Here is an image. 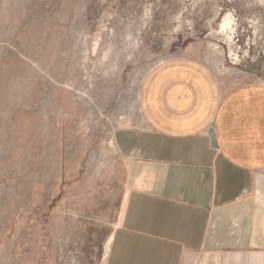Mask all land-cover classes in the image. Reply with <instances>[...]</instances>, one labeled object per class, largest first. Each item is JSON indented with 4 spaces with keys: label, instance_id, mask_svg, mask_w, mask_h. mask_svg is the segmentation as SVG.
<instances>
[{
    "label": "rangeland",
    "instance_id": "obj_1",
    "mask_svg": "<svg viewBox=\"0 0 264 264\" xmlns=\"http://www.w3.org/2000/svg\"><path fill=\"white\" fill-rule=\"evenodd\" d=\"M158 78L264 90V0H0V264H108Z\"/></svg>",
    "mask_w": 264,
    "mask_h": 264
},
{
    "label": "crops",
    "instance_id": "obj_2",
    "mask_svg": "<svg viewBox=\"0 0 264 264\" xmlns=\"http://www.w3.org/2000/svg\"><path fill=\"white\" fill-rule=\"evenodd\" d=\"M156 81L141 99L155 130L118 136L138 161L129 168L108 264H264V90L202 88L181 100L179 89L183 107L170 116Z\"/></svg>",
    "mask_w": 264,
    "mask_h": 264
},
{
    "label": "water",
    "instance_id": "obj_3",
    "mask_svg": "<svg viewBox=\"0 0 264 264\" xmlns=\"http://www.w3.org/2000/svg\"><path fill=\"white\" fill-rule=\"evenodd\" d=\"M208 135H209V137H210V139H211V145H212V147H213V148H217L218 146H217V143H216V139H215V137H214V133H213V128H212V126H210V128H209Z\"/></svg>",
    "mask_w": 264,
    "mask_h": 264
}]
</instances>
